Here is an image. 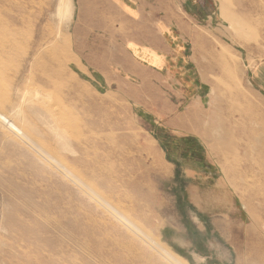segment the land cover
Instances as JSON below:
<instances>
[{"label": "rangeland", "instance_id": "1", "mask_svg": "<svg viewBox=\"0 0 264 264\" xmlns=\"http://www.w3.org/2000/svg\"><path fill=\"white\" fill-rule=\"evenodd\" d=\"M146 2L196 33L204 99L134 63L115 0H0V264H107L104 203L150 264H264V0Z\"/></svg>", "mask_w": 264, "mask_h": 264}, {"label": "crops", "instance_id": "2", "mask_svg": "<svg viewBox=\"0 0 264 264\" xmlns=\"http://www.w3.org/2000/svg\"><path fill=\"white\" fill-rule=\"evenodd\" d=\"M115 1L128 19L135 24L150 26L144 37L129 39L126 45V51L131 54L134 63L136 61L137 66L143 71L165 75L175 87L189 91L195 101H198V98L200 101L202 97L204 99L206 97L204 82L188 46L197 37L196 33L193 35L187 22L182 19L174 27L170 22L156 19L154 13L143 15L144 6L148 7L146 0ZM140 19L141 21H138ZM143 42L152 44L144 45ZM249 80L251 87L264 96V62L257 64L251 70Z\"/></svg>", "mask_w": 264, "mask_h": 264}, {"label": "bare ground", "instance_id": "3", "mask_svg": "<svg viewBox=\"0 0 264 264\" xmlns=\"http://www.w3.org/2000/svg\"><path fill=\"white\" fill-rule=\"evenodd\" d=\"M18 158L20 157L18 156ZM104 205L106 206V209L100 206L102 208V212H100L102 216L100 220L101 224L98 220L95 221L98 230L97 236L93 239V256L97 259H102L107 264H150L154 255L149 253L150 251H146V248H144L142 244V242H144L142 237L148 240L151 239L142 232L137 222L131 221L109 203H104ZM96 213L94 214L96 215ZM69 220L70 219H68V221ZM93 233L92 235H94ZM134 237L138 238L140 241L136 240ZM135 252L137 254H135ZM159 252L164 255V257H167L166 263L177 264L168 256V252L164 249L159 248ZM163 262L164 261H161L160 259L158 261L157 258L156 260L154 259V263L152 262V264H163Z\"/></svg>", "mask_w": 264, "mask_h": 264}]
</instances>
